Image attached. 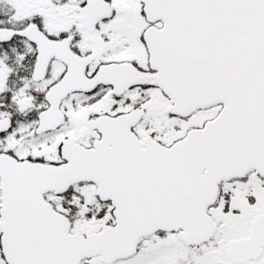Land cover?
<instances>
[{
  "label": "snow or ice",
  "instance_id": "obj_1",
  "mask_svg": "<svg viewBox=\"0 0 264 264\" xmlns=\"http://www.w3.org/2000/svg\"><path fill=\"white\" fill-rule=\"evenodd\" d=\"M0 264H264V0H0Z\"/></svg>",
  "mask_w": 264,
  "mask_h": 264
}]
</instances>
